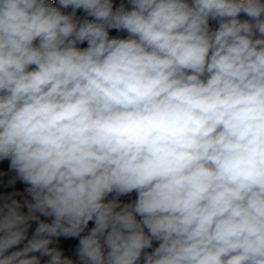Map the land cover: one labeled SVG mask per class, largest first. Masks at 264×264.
Wrapping results in <instances>:
<instances>
[{
    "label": "clouds",
    "instance_id": "1",
    "mask_svg": "<svg viewBox=\"0 0 264 264\" xmlns=\"http://www.w3.org/2000/svg\"><path fill=\"white\" fill-rule=\"evenodd\" d=\"M0 161V264H264V0H0Z\"/></svg>",
    "mask_w": 264,
    "mask_h": 264
},
{
    "label": "crops",
    "instance_id": "2",
    "mask_svg": "<svg viewBox=\"0 0 264 264\" xmlns=\"http://www.w3.org/2000/svg\"><path fill=\"white\" fill-rule=\"evenodd\" d=\"M9 163H10L9 161H0V169H6ZM9 175L14 177L15 172H9ZM26 187L27 185L24 184L22 181H19V180L16 181V184L13 190L19 192L20 195L18 196V199H24L27 196V193L25 192ZM66 244L69 250L74 255L75 247L77 246L75 239L67 241Z\"/></svg>",
    "mask_w": 264,
    "mask_h": 264
},
{
    "label": "rangeland",
    "instance_id": "3",
    "mask_svg": "<svg viewBox=\"0 0 264 264\" xmlns=\"http://www.w3.org/2000/svg\"><path fill=\"white\" fill-rule=\"evenodd\" d=\"M53 2H54V0H53ZM80 14L82 15V13H80ZM114 34H116V33H114ZM119 35H123V34H119ZM131 198H134V196L131 197ZM123 199H129V198L125 197V198H123ZM75 241H76V244L78 245V240L75 239Z\"/></svg>",
    "mask_w": 264,
    "mask_h": 264
}]
</instances>
